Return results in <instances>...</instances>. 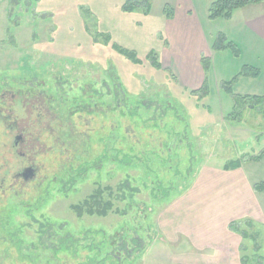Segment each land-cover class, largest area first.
Here are the masks:
<instances>
[{
    "label": "rangeland",
    "instance_id": "1",
    "mask_svg": "<svg viewBox=\"0 0 264 264\" xmlns=\"http://www.w3.org/2000/svg\"><path fill=\"white\" fill-rule=\"evenodd\" d=\"M126 1L0 0V157L4 160L2 169L10 174L4 184L0 181V186L4 185L0 187V207L11 204V223L20 227L25 252L34 257L46 258L50 254L36 245L42 224L52 223L56 229L51 233L61 227V233L71 231L80 237L88 231L102 237L119 232L135 237L149 235L145 254H133L124 264H264V191L255 192L259 203L256 221L247 218L235 222L246 236L243 238L237 232L238 242L232 251L222 250L229 257L216 259L215 251L197 250L186 238H182V243L163 241L154 224L163 220L165 209L173 201L194 188L206 166L222 167L242 159L251 186L264 182V156L259 161H248L264 151V105L246 106L241 108L240 117L229 116L234 111L236 95H264V54L257 55L258 47H264V43L253 40L244 30L251 15L262 16L264 3L238 10L230 22L208 18L213 0L193 2L197 17H204L208 45L203 50L206 42L203 45V38L196 35L191 37L190 50L202 51L211 58L209 93L201 99L192 88L182 86L178 77H188L186 63L182 61V41L171 40L170 22L164 14L165 5L178 6V0H152L149 15L123 11ZM219 32L241 48L240 56L231 49L212 48ZM114 44L135 51L143 63H133ZM151 51L158 53L162 68L147 59ZM166 59L172 61V67H167ZM245 64L260 68L261 77L240 74ZM113 78L120 79L131 102L170 101L182 115L180 127L183 125V130L185 125L187 141L179 142L174 134L170 136L172 161L178 166L163 173L165 187L168 182L172 185L165 197L161 193L165 189H158L160 179L155 174L148 175L142 165L126 167L108 159L91 164L85 172H61L71 165L77 171L80 164L93 161L98 155V138L113 125V117L89 114V125L84 124L87 117L83 113L73 116L72 122H66L64 117L83 103L114 101L118 81ZM230 80L232 94L222 86ZM31 87L34 90L30 91ZM20 91H24L22 96ZM142 112L147 116L153 114L145 109ZM2 119L10 120V124ZM14 122L17 125L11 128ZM103 124L106 128L101 129ZM67 125L77 132L96 131L89 144L90 154L79 151L78 155H83L80 160L69 156L74 148L65 146L70 136ZM163 138L168 140L167 135ZM31 166L37 168L36 177L24 180L22 175L18 176ZM5 170L0 171L1 177ZM99 186L106 189L103 199L112 200L114 210L107 216H79L72 206L89 199ZM154 187L163 190L161 194L156 196ZM16 202L23 205L17 207ZM231 223L229 229L236 232L230 228ZM149 224L154 229L146 232Z\"/></svg>",
    "mask_w": 264,
    "mask_h": 264
},
{
    "label": "trees",
    "instance_id": "2",
    "mask_svg": "<svg viewBox=\"0 0 264 264\" xmlns=\"http://www.w3.org/2000/svg\"><path fill=\"white\" fill-rule=\"evenodd\" d=\"M263 2L264 0H213L208 10L209 19L216 20L223 18L230 20L237 9L249 5L261 4ZM122 9L127 13L140 11L145 15H149L152 10V0H127L123 4ZM164 14L167 18L172 19L175 15V8L167 3L164 7ZM112 46L123 53L133 63H143V60L138 57L135 51L117 47L116 44ZM212 48L217 51L231 49L236 56H240L242 52L241 48L223 32L217 34ZM147 59L151 60L153 66L157 68L163 67L157 52L151 51L147 55ZM201 63L208 73L211 65L210 56L202 55ZM240 74L258 78L261 75V70L256 66L245 64ZM113 80L115 82L118 81V83H116L114 101L110 103L105 101H101L100 103H83V105L77 107L76 111L74 110L70 115L64 117L66 122H72L73 116L83 113L86 115L84 116L87 117V119L84 118V124L89 125V114L97 113L103 117H106L108 114L113 117V125L104 132L105 134L98 138V155L95 160L80 164L77 171L74 166L71 165L68 170L65 168L64 171L61 172L68 175L73 172L79 173L83 169L85 172L90 168L91 164L101 163L103 160L105 161L108 159L126 167L142 165L145 167L148 175L155 174L160 179L158 189H165V191H157L154 187L153 193L156 196L162 193L165 197V194H168L172 185L168 182V186L165 187L166 181H164L165 176L163 173L165 171H172L175 166H178V164L172 161L171 156L173 150L172 144L170 143V136L174 134L175 139L179 142L187 141L185 125L183 130L181 129L183 125L180 127L183 123L182 115L178 108L170 101L154 100L149 102H131L127 97L122 82L119 81L120 79L113 78ZM231 85V80L225 81L222 84L223 88L226 89L228 93L232 94L233 89ZM192 92L196 95H201V99L206 97L209 93L208 79L205 80L200 89ZM262 105H264V95H236L235 108L229 116L240 117L244 107ZM142 109H145L147 112L153 111V114L147 116L143 114ZM174 118L177 120V124ZM78 119H80V117H78ZM166 119L170 122L168 123ZM167 125L169 126L167 127ZM66 127L68 128L67 130L70 136L65 141V143H67L65 146L75 149L73 153H69V156H75L74 158L80 160L83 155H78V153L82 152L85 155L90 154L91 147L89 144L92 140V135L95 134L96 131L93 133L86 132L85 130L83 132H77L74 127L71 128L69 125ZM103 128H106V125L103 124L101 129ZM104 130L101 131L103 132ZM61 134L65 136V132ZM106 134L107 136H105ZM164 135H167L169 141L163 138ZM108 139L111 140L110 143ZM62 150L65 152L66 149L62 147ZM263 156L264 151L248 161H259ZM244 163L245 161L242 159H235L225 163L224 168L227 170L238 169L242 167ZM4 167V160L1 156L0 171L2 170L3 172L5 169L2 168ZM4 174V177L0 175V181L3 179L8 180L6 175H10L9 171L5 170ZM255 188L258 191H264V182L255 185ZM105 190V188L99 186L95 194L89 199H85L83 203L74 205L72 208L79 216H83L85 213L107 216L110 211L114 210V202L112 200L105 201L103 199ZM107 190L112 192V188H108ZM123 200H125V198ZM19 201L21 202L22 200ZM20 202H16L15 205L18 204L16 205L17 207L22 206L23 203ZM86 207L88 208L87 210L85 209ZM116 211L122 212L119 209H116ZM12 214L13 210L11 211V204H5L0 207V264H124L125 260H129L133 254L137 257L144 255L147 251V244H149L147 243L149 235H137V237H135L129 236L125 232L122 234H119V232L109 237H102L97 233L88 231L85 237H80L76 236L71 231L61 233L63 228L59 227L60 231L51 233L50 230L56 229V226L55 224L48 223L46 225L42 224L41 226L42 235L36 248L50 251V254L47 255L46 258L34 257L29 252H25L24 240L20 238L21 229L11 223ZM152 228L154 229V225L149 224L145 231L148 232ZM230 228L238 233L240 232L242 237L245 238L246 235L239 231L238 223H231ZM44 234H47L48 237H43ZM243 258V261H245L246 257L244 256Z\"/></svg>",
    "mask_w": 264,
    "mask_h": 264
},
{
    "label": "crops",
    "instance_id": "3",
    "mask_svg": "<svg viewBox=\"0 0 264 264\" xmlns=\"http://www.w3.org/2000/svg\"><path fill=\"white\" fill-rule=\"evenodd\" d=\"M193 2L195 0H178V6H174V17L167 18L170 22L168 29L171 40L175 43L177 39H180L183 46L182 61L186 63L184 66L187 68L188 77L180 75L178 77L182 81L181 85L192 88V91L200 89L208 78V73L201 63L203 52L198 53L193 49L191 52L190 50L192 48L191 37L196 35L203 38V45L206 42L203 50H206L208 45L203 24L204 17L202 19L197 17L198 12ZM244 8L237 9L232 19L228 21L232 22L236 12ZM263 13L261 17L251 15L252 20L248 22L249 26L244 24L245 34H249L253 40L256 39L261 43H264ZM207 16L209 18V14ZM250 30L253 33H249ZM165 43L171 47L169 40L166 39ZM263 50L264 47L260 45L257 55L264 54ZM165 64L167 67L173 66L172 61L168 62L167 59ZM260 77L261 75L258 78ZM203 171L200 179H196L198 181L194 188L188 194L173 201L172 205L165 209V214L162 215L163 220L154 224L163 241L181 242L182 238H186L190 246L197 250L205 251V253L215 251L216 259H218L217 256L219 258L229 257L224 255L222 250L232 251L230 249H233L235 243L238 242V233L231 231L228 224L247 218L256 221L259 203L255 192L258 190L251 186L243 166L227 170L224 166L211 165L206 166Z\"/></svg>",
    "mask_w": 264,
    "mask_h": 264
},
{
    "label": "flooded vegetation",
    "instance_id": "4",
    "mask_svg": "<svg viewBox=\"0 0 264 264\" xmlns=\"http://www.w3.org/2000/svg\"><path fill=\"white\" fill-rule=\"evenodd\" d=\"M32 84H34V82H32ZM32 90H34V88H30V91H32ZM22 94H24V91L22 92V91H20L19 92V95L20 96H22ZM20 99V98H19ZM9 111H11L12 112V109L10 110L9 109ZM0 112H1V109H0ZM1 120V119H0ZM2 121H6L8 124H10L9 123V121L10 120H5V119H2ZM14 125H17V123L16 122H14V124H12V127L11 128H13V126ZM19 138V140L21 139V140H23L24 141V139H23V137L22 136H18ZM37 168L36 167H34V166H31V167H27V168H25L24 170H23V172L21 173V174H19L18 176H20V175H22L23 177H24V180H29L30 178H34V177H36L37 176ZM15 176H13L12 178H14ZM5 179H3L2 180V182H3V184L5 183ZM4 185H2V186H0V187H3Z\"/></svg>",
    "mask_w": 264,
    "mask_h": 264
}]
</instances>
